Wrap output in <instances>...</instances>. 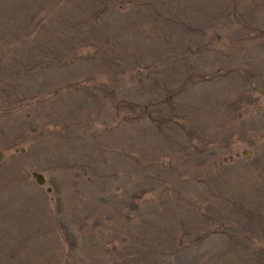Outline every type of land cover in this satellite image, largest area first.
<instances>
[{"label": "rangeland", "instance_id": "374dc122", "mask_svg": "<svg viewBox=\"0 0 264 264\" xmlns=\"http://www.w3.org/2000/svg\"><path fill=\"white\" fill-rule=\"evenodd\" d=\"M0 154V264H264V0H0Z\"/></svg>", "mask_w": 264, "mask_h": 264}, {"label": "water", "instance_id": "95a60500", "mask_svg": "<svg viewBox=\"0 0 264 264\" xmlns=\"http://www.w3.org/2000/svg\"><path fill=\"white\" fill-rule=\"evenodd\" d=\"M2 158V155L0 154V160ZM45 180L42 176H38V183H43Z\"/></svg>", "mask_w": 264, "mask_h": 264}]
</instances>
